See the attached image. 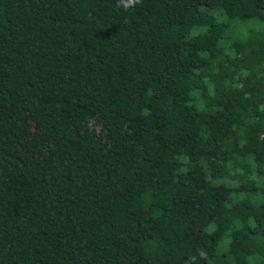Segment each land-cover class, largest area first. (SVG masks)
Here are the masks:
<instances>
[{
  "label": "trees",
  "instance_id": "16d2710c",
  "mask_svg": "<svg viewBox=\"0 0 264 264\" xmlns=\"http://www.w3.org/2000/svg\"><path fill=\"white\" fill-rule=\"evenodd\" d=\"M0 264H264V0H0Z\"/></svg>",
  "mask_w": 264,
  "mask_h": 264
},
{
  "label": "clouds",
  "instance_id": "9594fccd",
  "mask_svg": "<svg viewBox=\"0 0 264 264\" xmlns=\"http://www.w3.org/2000/svg\"><path fill=\"white\" fill-rule=\"evenodd\" d=\"M142 0H117V6L118 7H123L126 11L130 8L135 7L136 5L140 4ZM200 256L201 258L206 259L207 258V253L203 250L200 251ZM195 260V257L192 258Z\"/></svg>",
  "mask_w": 264,
  "mask_h": 264
}]
</instances>
